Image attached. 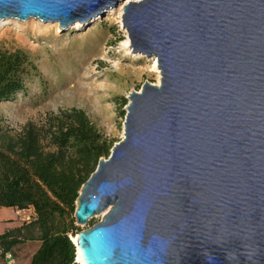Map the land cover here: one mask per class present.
Instances as JSON below:
<instances>
[{
	"label": "water",
	"instance_id": "1",
	"mask_svg": "<svg viewBox=\"0 0 264 264\" xmlns=\"http://www.w3.org/2000/svg\"><path fill=\"white\" fill-rule=\"evenodd\" d=\"M121 0H0V18L66 27ZM133 52L158 84L130 92L123 137L76 198L84 264H264V0H138Z\"/></svg>",
	"mask_w": 264,
	"mask_h": 264
},
{
	"label": "rangeland",
	"instance_id": "2",
	"mask_svg": "<svg viewBox=\"0 0 264 264\" xmlns=\"http://www.w3.org/2000/svg\"><path fill=\"white\" fill-rule=\"evenodd\" d=\"M122 1L80 27L75 23L62 27L59 21L38 17L0 21V47L24 50L35 65L25 88L0 101L4 129L18 131L48 112L76 107L113 144L123 137L130 92L139 91L145 81L156 83L161 74L151 67L150 56L136 55L139 52H130L123 44L127 30ZM103 215L101 211L74 224L87 229Z\"/></svg>",
	"mask_w": 264,
	"mask_h": 264
},
{
	"label": "trees",
	"instance_id": "3",
	"mask_svg": "<svg viewBox=\"0 0 264 264\" xmlns=\"http://www.w3.org/2000/svg\"><path fill=\"white\" fill-rule=\"evenodd\" d=\"M34 68L24 50L0 47V101L23 90ZM112 145L76 107L48 112L18 131L0 123V206H32L35 212L28 222L0 233V255L19 243L39 240L29 264H77L70 239L79 231L75 201Z\"/></svg>",
	"mask_w": 264,
	"mask_h": 264
},
{
	"label": "crops",
	"instance_id": "4",
	"mask_svg": "<svg viewBox=\"0 0 264 264\" xmlns=\"http://www.w3.org/2000/svg\"><path fill=\"white\" fill-rule=\"evenodd\" d=\"M34 215L35 212L32 206L24 209H17L13 206H0V233L23 222H28ZM39 244V240H27L14 246L12 249L13 264H29L31 256Z\"/></svg>",
	"mask_w": 264,
	"mask_h": 264
},
{
	"label": "bare ground",
	"instance_id": "5",
	"mask_svg": "<svg viewBox=\"0 0 264 264\" xmlns=\"http://www.w3.org/2000/svg\"><path fill=\"white\" fill-rule=\"evenodd\" d=\"M129 1H138V0H123L122 2H120L119 4H121L120 7H121L122 11H123V7H124V5H125L127 2H129ZM6 19H8V17H6V18H0V21H1V20H6ZM75 24H77L78 27H80V25L82 24V22H81V21H76ZM123 44L128 48V50H130V52L132 51L131 46H130V44H129V38H128V35L126 36V39L123 41ZM132 52H133V51H132ZM136 55L145 56L144 54H142V53H140V52L137 53ZM149 60H150V62H151V67L159 72V69H158V66H157V59H156V57H155V56H151V57H149ZM159 81H160V80H159V78H158L156 84H158ZM105 211H106V210H103V213H105ZM72 239H73V241H76V238H75L74 235H72ZM75 260H76L77 262H79V264H84L83 261H82V259H81L80 254H79V251H77V255L75 256Z\"/></svg>",
	"mask_w": 264,
	"mask_h": 264
},
{
	"label": "built area",
	"instance_id": "6",
	"mask_svg": "<svg viewBox=\"0 0 264 264\" xmlns=\"http://www.w3.org/2000/svg\"><path fill=\"white\" fill-rule=\"evenodd\" d=\"M14 256L12 250L6 251L0 255V264H13Z\"/></svg>",
	"mask_w": 264,
	"mask_h": 264
}]
</instances>
